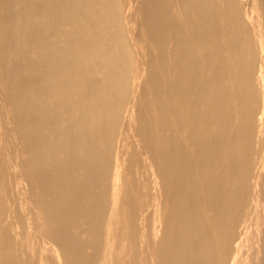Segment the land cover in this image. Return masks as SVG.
<instances>
[{"label":"bare ground","instance_id":"obj_1","mask_svg":"<svg viewBox=\"0 0 264 264\" xmlns=\"http://www.w3.org/2000/svg\"><path fill=\"white\" fill-rule=\"evenodd\" d=\"M0 264H264V0H0Z\"/></svg>","mask_w":264,"mask_h":264}]
</instances>
